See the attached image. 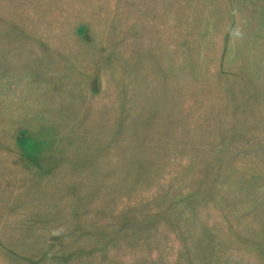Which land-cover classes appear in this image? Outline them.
Here are the masks:
<instances>
[{"label":"rangeland","instance_id":"1","mask_svg":"<svg viewBox=\"0 0 264 264\" xmlns=\"http://www.w3.org/2000/svg\"><path fill=\"white\" fill-rule=\"evenodd\" d=\"M0 264H264V0H0Z\"/></svg>","mask_w":264,"mask_h":264}]
</instances>
